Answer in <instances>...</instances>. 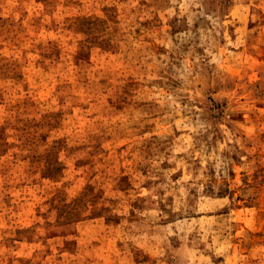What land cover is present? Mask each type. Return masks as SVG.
<instances>
[{
  "label": "rangeland",
  "instance_id": "374dc122",
  "mask_svg": "<svg viewBox=\"0 0 264 264\" xmlns=\"http://www.w3.org/2000/svg\"><path fill=\"white\" fill-rule=\"evenodd\" d=\"M0 264H264V0H0Z\"/></svg>",
  "mask_w": 264,
  "mask_h": 264
}]
</instances>
